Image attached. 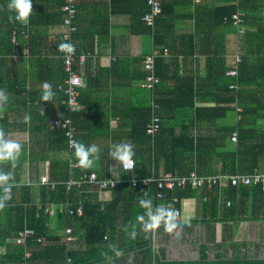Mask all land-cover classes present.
<instances>
[{"label": "trees", "instance_id": "16d2710c", "mask_svg": "<svg viewBox=\"0 0 264 264\" xmlns=\"http://www.w3.org/2000/svg\"><path fill=\"white\" fill-rule=\"evenodd\" d=\"M147 1L112 0L110 3L112 15L125 14L123 10L119 9H123L124 6H131L133 12L129 14L134 18L133 26L136 30L134 32L142 36L152 37L154 44L153 52L140 57L141 72L137 74V78L141 88V83L150 74L144 68L143 61L147 56L152 55L155 59L154 74L158 78V83L153 87L154 89H143L148 93L151 103L133 107L136 109L137 115H134V119L130 123L131 128L127 133L128 139L134 145L135 156L133 159L137 165L136 177L148 179L153 175L159 177L161 173L167 172L183 177L193 168H196L200 174L211 175L216 162L222 165L220 171L228 175L237 172L251 173L254 168L264 172V129L259 126V121L264 119V59L259 60L258 58L260 54L264 56V23H261L257 30H249L247 27L249 16H252L253 13L255 15L264 13V0H239L238 6L235 4L236 0H218L215 3H210L207 9L198 7L201 13L205 14L209 11L210 14L208 24L200 23L203 28L201 35L204 37L205 44L207 43L209 46L205 75L209 93L206 96H200L199 92H195L190 83L185 88L181 86L168 88L165 85L167 77L169 78L170 74H176L175 67H172L175 62L173 58L176 56L171 51L169 44L173 42L170 35V28H173L170 26L172 20L170 16L174 11V2L173 0H161V11L155 17L154 25L149 27L142 21L143 15L149 11ZM8 3L9 0H6L5 10H8ZM62 4L64 5V2H61V6ZM237 10L246 14L245 34H238L233 26L231 16ZM17 31L18 28L11 24L5 28L3 36L0 34V62L3 58H7L9 64L7 74L10 73L13 65L12 55L18 50L11 41L12 33L16 35L15 32ZM230 31L235 32L238 40V50H236L232 61L238 53L242 57V62L238 65V75L229 74L234 69V65L224 55L226 54L224 48L226 35ZM194 37L181 36V38L188 39L192 45L194 44ZM60 39L64 43L63 35ZM241 45L242 48H240ZM62 53L63 51L60 54L61 64ZM257 58L258 60H255ZM61 64V70L57 69V77L62 74L61 81L63 82L67 73ZM73 67L79 71V63L75 62ZM178 75L180 78L182 77L181 74ZM191 81L193 78L189 80V82ZM5 84L0 78V89L7 91ZM85 89L83 84L79 87V102L81 104L88 102L86 96L84 97ZM160 90L161 93H159ZM52 98L55 102H60L64 98L63 94L57 90V86L53 90ZM201 99L212 103V105L195 107L196 102ZM154 101L160 104L158 115L161 117V122L159 131L155 135H151L148 133V129L152 122V104ZM82 105L81 112L73 113L70 116L75 126L74 136L77 142L86 146L98 145L101 149L100 159L92 168L82 169L76 162L74 149L70 151L67 149L63 132L49 130L46 132L48 150L64 153V160H46L47 181L55 185L53 188L49 185L39 187V207L31 202V186L14 185L12 187V199L7 202L3 210H0V245H4L6 248L5 254L0 257V264H20L26 251L30 252L26 264H124V262H128L130 255L136 257V264L181 262L264 264V259L242 255L241 249L245 244L240 243L231 245L235 252H239L236 253V256L228 257V251L224 249L217 251L214 258H209V253L213 247L222 249L227 245L225 240L214 244L213 247L209 246L207 242L201 243L199 245V257L196 260H168L166 245L173 235L172 233H166L162 228L157 230L158 235L163 234L159 243L166 244L159 248L155 247L153 241L154 232L145 234L137 226L138 235L136 238L132 239L128 235L132 224L136 222L137 214L144 212V209L139 205L132 208L133 218L131 217V222H128V232H126V226L120 225L119 222H113L114 219L118 218V203L104 204L100 202L99 191L96 186H75L66 191L65 183L69 180L78 181L83 174L94 172L99 180L110 179L111 175L109 163L102 162L101 158H110L106 152L110 147L109 145L106 146V142L114 143L112 134L108 131L112 122L109 123L108 116L103 117L102 119L105 120L102 123L104 127L93 128L91 134L87 138L83 136L85 140L82 139V129H87L83 125L91 121L94 117L91 111L96 109L92 105L91 111L86 110V105ZM124 111L130 112V108L122 107L119 112ZM116 116L122 120L128 118L127 115L124 117L122 114L111 115L112 118ZM232 116H235V120H230ZM9 120V115L4 114L0 118V128L5 131L9 138L18 141L22 145V152L26 153L29 149L28 143L22 135L9 130ZM197 125L213 127L214 131L211 135L209 133V137L198 136V138H194L189 133L190 129ZM95 131L100 135L96 134ZM236 132L239 135V142L233 143L231 137ZM76 163L78 167H74ZM190 190V188H186L166 193L167 199L157 203L158 205L167 204L172 202L174 198L180 199L182 191H184L182 194L187 195ZM145 191L147 193L153 192V190L142 186L133 189L127 184H119L112 190V193L115 196L120 192H129L130 196H137L140 199L144 196ZM22 193L26 196L25 198L14 199L15 196L22 195ZM215 194L213 198H208V203L203 205V213L205 216H212L210 222L218 223L201 224L228 226L230 223L233 225L242 223L238 221L264 219V214L262 217L255 216L259 206L264 207V193L259 188H241L239 190L229 188L226 195L223 196L224 201L226 198L232 201L229 208L226 207V203L220 204ZM250 197L254 199L252 204L249 203ZM78 203L82 206L81 216H71L64 212L60 213L58 210L52 216L45 213L46 207L50 205L67 204L70 209H75ZM174 206L176 209L179 207L177 204ZM25 227L31 228L34 235L28 239L26 244L17 245L14 239L18 232L24 230ZM66 228L72 229L73 235L78 238L77 242L65 244L62 241L63 236L61 234H64ZM116 233L117 237L115 236ZM78 242L79 245L76 244ZM109 245H114L122 251L123 255L115 257ZM106 256H111L113 259L109 261ZM68 258L72 260L70 263L67 262Z\"/></svg>", "mask_w": 264, "mask_h": 264}, {"label": "crops", "instance_id": "0c3cea01", "mask_svg": "<svg viewBox=\"0 0 264 264\" xmlns=\"http://www.w3.org/2000/svg\"><path fill=\"white\" fill-rule=\"evenodd\" d=\"M111 1L76 0L77 17L75 25L77 27V33L73 36V40L79 51L89 53L85 60L79 64V73L82 78L83 88L86 87L84 97L86 96L88 99V102H83L82 104L86 105V110L90 111L92 105L96 107L94 111H91L94 117L88 124L83 125L87 129H82L81 137L82 139H84L83 136L87 138L93 131V128H103L102 123L105 120L102 118L108 116L109 123L112 122L108 128V131L112 134V141L114 143H131L127 133L131 128L130 123L136 114V109H133V107L151 103L148 93L139 86L140 81L137 78V74L141 72V62L139 59L142 55L153 52L154 44L152 37L142 36L134 32L136 31L133 26L134 18L129 14L133 12L131 6H124L123 9H119L123 10L125 14L112 15L110 8ZM217 1L173 0L174 11L170 16L172 19L170 26L173 27L170 28V35L172 36L173 42L169 44L171 51L176 56L173 58L175 62L172 65L176 69V74H170V77H167L165 85L168 88H177L180 86L185 88L190 83V86H193L195 92H199L200 96H206L209 93L207 88L208 84L205 81L209 46L207 43L205 44L204 37L201 35L203 28L200 23L203 22L204 25L208 24L210 14L209 11L205 14L201 13L198 7H205L207 9L210 3ZM5 2L6 0H0V34L1 36L4 35L5 28L8 25L13 24L18 28V31L15 32V46L18 48L19 57L13 63L11 62L13 65L9 74H7L9 69L7 58H3L0 62V78L6 83L5 86L9 94V101L0 107V118L4 114L9 115V130L22 135L28 143L29 149H27L26 153H21L22 155H20L14 168L10 163H3L0 164V171H11L13 173L14 179L11 181L13 185L31 186V202L39 207V187L48 185L51 187L52 185L47 181L46 160H64L65 156L60 151H49L46 140V132L48 130L51 131L49 121L55 118H63L65 117V113L62 111L59 101L55 102L53 98L49 101L42 100L43 84L45 82L52 85V92L62 82V74L57 77V69L61 70V51L58 49V45L63 42L60 37L65 32L63 27L65 15L63 4L61 6V2L63 3V1L32 0V13L26 25L18 22H9V16L13 15V13L5 10ZM249 17L247 19V27L249 30H257L258 26L264 23V13L258 15L253 13ZM181 36H195L194 44L192 45L188 39L181 38ZM237 46V35L233 31L228 32L224 44L226 52L224 55L231 62L236 50H238ZM240 48H242V45ZM243 52L246 53L245 50ZM258 58L259 60L264 59L263 54H260ZM258 58L255 60H258ZM178 74H181L182 77L180 78ZM192 78L193 81L189 82ZM161 92L160 90L159 93ZM211 105L212 103L201 99L196 102L195 107L200 108ZM122 107H129L130 112L124 111L120 113L119 111ZM115 113L122 114L124 117L127 115L128 118L126 120H122L119 116L112 118L111 115ZM233 119L235 120V116L230 118V120ZM259 126L264 129V119L259 121ZM213 131V127L209 128L207 125H197L190 129L189 135H193L194 138H198V136L209 137V133L211 135ZM96 134L99 133L96 132ZM23 138L22 140H24ZM107 145L111 148L112 144L107 141ZM110 148L106 151L108 156ZM101 161L109 163L110 178H127L126 173L122 169L114 167L116 162L111 157H103ZM213 167L214 171L211 175L200 174L196 168L189 170V172L194 171L199 177L205 178L212 177V175L216 174H224L220 171L222 170V165L219 162H216ZM41 178H45L48 184L41 185ZM190 189L187 195L182 194L184 191L181 192L179 207L177 208L181 211V215L187 214L190 217V224L182 228L181 234L184 240L192 242L193 239L200 237L212 247L214 244L225 240L227 245L222 249L213 247L209 253V258H214L217 251H223L224 249H227L228 257L236 256V253L239 252H235L231 248L233 243L245 244L241 252L242 250L245 251L246 248L248 250L253 249L252 251L263 248L264 231L261 233L260 228L262 224L255 222H264V219L238 221L242 223L238 225L230 223L228 226L223 224L213 226L201 224L218 223L210 222L212 220L211 215H204L203 205L208 202H204L203 199L213 198V195L216 193L215 196L219 199L220 204L224 205L227 201L232 203L227 198L224 201L223 198L229 188L215 189L212 193L192 187ZM112 190L99 191V201L104 204L117 202L119 214L118 218L116 220L114 219L113 222H119L120 225L127 226L128 222H131L132 208L135 205H139V199L137 196H130L129 192H120L114 196ZM18 195L14 199L26 197L24 193ZM148 197L152 199L154 206L160 203L155 201L153 192H148ZM253 202L254 199L250 197L249 203L252 204ZM50 207L56 211L60 208V205H50L46 208ZM263 214L264 207L260 205L255 216L262 217ZM249 226H258L259 233L253 235V238L248 237L247 240H244V237H247L245 230ZM238 227H240V231L237 229ZM26 228L31 229L29 227H25L24 229ZM237 231L241 239H238ZM201 232L203 236H201ZM162 235H158L157 230L154 231L153 241L157 245V248L166 245L165 243H159L162 240ZM61 236H64V234H61ZM115 236L117 237V233ZM40 240L42 241V239ZM170 243L168 242L166 245L167 250L168 245H171ZM76 244L79 245V242ZM5 252L6 248L4 245H0V257ZM191 252L194 253V257L167 254V258L187 260L199 257V248ZM241 254L245 255L244 252ZM249 255L251 254L247 256ZM261 258L264 259V257Z\"/></svg>", "mask_w": 264, "mask_h": 264}, {"label": "built area", "instance_id": "2783aa9c", "mask_svg": "<svg viewBox=\"0 0 264 264\" xmlns=\"http://www.w3.org/2000/svg\"><path fill=\"white\" fill-rule=\"evenodd\" d=\"M63 11L65 13L63 27L65 29L63 39L64 43H71L74 46L72 53L64 52L61 55L62 65L67 73L66 78L57 85V90L61 92L64 96L60 101V105L62 111L66 114L63 118H55L50 120L49 125L50 128L54 131H61L64 134L66 139L67 149L70 151L74 149L73 141L75 139V126L71 120V115L73 113L81 112L83 105L79 102L80 91L79 87L82 85L81 75L78 70L73 67L75 62H83L86 57V53H79L77 51V47L73 41V36L77 32V28L74 24L76 15H77V3L76 0H63ZM239 0H236L235 4L239 5ZM147 5L149 7V11L146 12L142 21L146 26H153L154 20L157 14L161 11V0H148ZM245 12L237 10L232 16L231 20L233 26L236 28L238 34H245L246 26L245 23ZM227 19V18H226ZM16 36L12 33L11 41L14 45H16ZM19 57L18 50L12 55V61H16ZM154 57L149 55L143 61L144 68L147 69L150 74L147 75L145 80L141 83L142 89H151L158 83V78L154 74ZM242 62L241 54L238 53L237 56L233 59L232 64L234 65V69L229 72L230 75H238V65ZM154 89V88H153ZM152 89V90H153ZM153 109V117L152 122L149 126L148 133L151 135H155L160 129L161 117L158 115V111L160 109V105L154 101L152 104ZM231 141L233 143L239 142L238 133H233L231 137ZM135 161V160H134ZM74 167H78V164H74ZM121 169V168H120ZM123 171V170H122ZM137 165L135 162V167L127 172L126 179H104L99 180L97 174L91 172L89 174H83L78 181L69 180L65 183L66 191H69L72 187L75 186H96L98 191H108L114 189L119 184H127L131 188L135 189L138 186H142L146 189L153 190L154 198L156 202H163L166 198V193L174 192L176 190H184L186 188H195L199 190H205L209 193H212L215 189H226L233 188L239 190L241 188H253L257 187L264 193V172L258 168H254L251 173H240L237 172L233 175L227 174H216L212 175V177H199V175L190 171L188 174L176 175L172 172H167L164 174L153 175V177L148 179H138L136 177ZM41 185H47V181L45 178H41ZM51 187H54L52 184ZM204 202H208V198L203 199ZM174 204H179V199L174 198L172 200ZM227 207H231V202H226ZM178 212L181 211L177 209ZM58 211L67 213L69 215L81 216L82 215V206L78 203V206L75 209H70L67 204H63L60 206ZM45 213L52 216L55 213V210L50 207L45 209ZM34 235V232L31 229H24L23 231L18 232L15 237V243L17 245L26 244L28 239ZM62 241L65 244H72L78 241V238L73 235V231L71 228H66L64 231V236ZM30 257V252L27 251L23 258L22 263L26 264L27 259ZM72 260L70 258L67 259V262L70 263Z\"/></svg>", "mask_w": 264, "mask_h": 264}, {"label": "clouds", "instance_id": "9594fccd", "mask_svg": "<svg viewBox=\"0 0 264 264\" xmlns=\"http://www.w3.org/2000/svg\"><path fill=\"white\" fill-rule=\"evenodd\" d=\"M7 8L9 12L13 13V15L9 16L10 23L18 22L26 25L32 13V0H9ZM58 49L70 54L73 52L74 46L71 43H61L58 45ZM78 52L86 53V57L89 54L88 52ZM77 63L80 64L82 62ZM52 97V85L45 82L43 84L42 100L49 101ZM8 101L9 94L5 89H0V107L5 105ZM51 131L54 130L51 129ZM72 143L76 162L82 169L92 168L96 161L100 159L101 149L98 145L91 144L86 146L77 141H73ZM21 153L22 145L16 140L9 138L5 131L0 128V164L10 163L14 168ZM109 156L116 162L114 167H119L124 172L130 171L135 167V161L133 159L135 151L134 145L131 143H113L109 151ZM13 179L14 177L11 171H0V210H3L7 202L12 199V187L14 185L11 181ZM138 204L139 207L144 209V212L142 214H137L135 218L136 222L132 224L130 232H128V227H125V231L128 232V235L132 239H135L138 235L137 226H139L140 231L145 234L152 233L162 228L166 233H175L179 235V230L190 224V217L187 214L181 215L175 208L174 202L154 206L152 199L148 197L146 191L144 192V196L139 199ZM109 248L115 254V257L123 255L122 251L114 245H109ZM106 259L111 261L113 257L106 256Z\"/></svg>", "mask_w": 264, "mask_h": 264}, {"label": "rangeland", "instance_id": "374dc122", "mask_svg": "<svg viewBox=\"0 0 264 264\" xmlns=\"http://www.w3.org/2000/svg\"><path fill=\"white\" fill-rule=\"evenodd\" d=\"M255 223H261L262 225L260 226L261 228V233H263L264 231V222H255ZM240 227H238L237 229H239ZM240 231V229H239ZM259 227L258 226H249L246 230H245V234L247 237H244V240H247V238H253V235H257L259 232ZM182 229L179 230V235L175 234V233H172L173 235L171 236V238L169 239V243H170V240H171V245L169 246L168 245V252L167 254L168 255H175V256H195L193 252L191 251H194L196 250L197 248H199V244L201 242H205L204 240H202V238H197V239H193L192 242H189V241H186L183 239L182 237ZM238 233V239H241L240 238V234L239 232L237 231ZM201 236H203L202 232H201ZM237 236V235H236ZM209 245V243H208ZM212 245V244H211ZM262 249H259V250H256V251H252L253 249H250L248 250V248L245 249V251L242 250V252H244L245 256L246 254H251L252 256H255V257H258V258H261V257H264V244L262 243ZM182 251H181V250ZM241 252V253H242ZM184 253V254H182ZM243 255V254H242ZM128 262L126 264H136L137 260H136V257L134 255H130L128 257Z\"/></svg>", "mask_w": 264, "mask_h": 264}, {"label": "water", "instance_id": "95a60500", "mask_svg": "<svg viewBox=\"0 0 264 264\" xmlns=\"http://www.w3.org/2000/svg\"><path fill=\"white\" fill-rule=\"evenodd\" d=\"M155 247H157V245L155 244ZM168 260H173L172 258H167ZM197 258H191L189 260H196ZM262 259V258H261ZM184 260V259H183ZM157 264V263H154ZM165 264H220V263H199V262H181V263H165Z\"/></svg>", "mask_w": 264, "mask_h": 264}]
</instances>
